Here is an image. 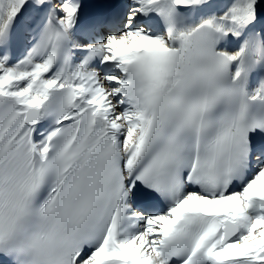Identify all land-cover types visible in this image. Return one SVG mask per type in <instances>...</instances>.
I'll return each mask as SVG.
<instances>
[{"label":"snow or ice","instance_id":"snow-or-ice-1","mask_svg":"<svg viewBox=\"0 0 264 264\" xmlns=\"http://www.w3.org/2000/svg\"><path fill=\"white\" fill-rule=\"evenodd\" d=\"M0 264H264V0H0Z\"/></svg>","mask_w":264,"mask_h":264}]
</instances>
